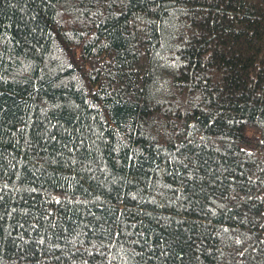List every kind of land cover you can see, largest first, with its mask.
<instances>
[{
  "label": "trees",
  "instance_id": "trees-1",
  "mask_svg": "<svg viewBox=\"0 0 264 264\" xmlns=\"http://www.w3.org/2000/svg\"><path fill=\"white\" fill-rule=\"evenodd\" d=\"M0 264H264V0H0Z\"/></svg>",
  "mask_w": 264,
  "mask_h": 264
}]
</instances>
